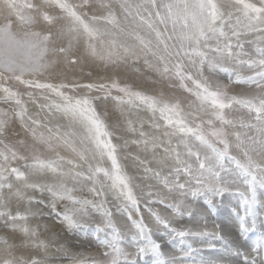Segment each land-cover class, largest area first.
<instances>
[{
  "label": "snow or ice",
  "instance_id": "obj_1",
  "mask_svg": "<svg viewBox=\"0 0 264 264\" xmlns=\"http://www.w3.org/2000/svg\"><path fill=\"white\" fill-rule=\"evenodd\" d=\"M0 3V100L15 105L11 113L0 109V137L8 135L10 121L17 118L33 141L30 155L0 141V221L13 230L18 228L32 247L44 249L42 257L16 255L17 245L0 237V264H49L54 259L47 253L50 244L39 240L36 229L17 223L26 221L27 213L14 211L4 195L7 191L31 204L34 197L29 190L49 194L46 207L66 231L87 235L91 230L98 242L101 251L87 259L80 258L84 253L68 255L61 244L57 251L65 253L63 258L69 264H147L142 257H148L151 264H264V232L243 250L234 246L221 225L213 221L210 229L204 213L187 202L189 195L223 196L239 183L245 186L240 193L243 214L236 212L239 233L247 238L264 216V0H110L99 6L92 0ZM96 7L103 12L93 13ZM257 33L261 35L253 42L254 50L246 52L242 37ZM85 58L126 66L142 60L161 78L175 80V86L194 99L185 110L179 99L133 90L119 79L87 84L52 80L50 73L61 59L76 65ZM245 71L251 74H243ZM219 72L228 73L230 83L252 85L259 91L230 95L228 85L211 79ZM11 81L31 89L26 93L30 100L36 99L38 90L46 101L41 109L66 117L68 125L31 116L24 94L10 86ZM78 89L103 96L70 94ZM98 99L114 101L124 115L125 131L137 136L125 145L132 143L152 153L151 160L133 159L156 182L147 187L157 190L142 193L145 207L159 204L171 213L162 215L148 208L153 226L140 211L133 178L119 163V146L97 111ZM236 108L247 111V122L229 118ZM141 109L149 114L147 119L133 118L132 110ZM146 125L151 131H144ZM252 130L255 134L249 135ZM16 144L27 147L24 140L18 139ZM37 144L50 152L61 145L70 147L87 164L86 172L80 170L83 164L77 159L66 160L58 153L55 158L43 156ZM233 149L238 155L232 154ZM105 157L111 161L110 168L89 163ZM18 161H24L23 168L15 166ZM69 181L73 185L90 183L89 191L96 199L83 198L75 186H68ZM106 188L120 201L117 211L127 214L130 234L121 231L102 199ZM172 194L175 198L167 202V195ZM62 202L67 203L61 208ZM207 202L212 204L211 199ZM213 210L214 206L205 211L211 214ZM94 214H99L98 222L92 220ZM184 216L196 227L175 226V218ZM163 237L174 247L178 240L182 255H167L160 242ZM190 239L209 248L220 242L222 258L204 257ZM126 244L134 246L135 252H127Z\"/></svg>",
  "mask_w": 264,
  "mask_h": 264
},
{
  "label": "rangeland",
  "instance_id": "obj_2",
  "mask_svg": "<svg viewBox=\"0 0 264 264\" xmlns=\"http://www.w3.org/2000/svg\"><path fill=\"white\" fill-rule=\"evenodd\" d=\"M34 2L39 3L40 0H34ZM73 3H79L80 0H71ZM94 4L99 6L101 3L110 2V0H92ZM115 3V0H111ZM136 2V0H132ZM256 2V0H253ZM3 8V3H0V9ZM95 14H101L103 9L96 7L92 10ZM91 14V13H90ZM42 30V29H36ZM261 34L257 33L255 35L249 34L242 37V42L245 44L244 50L246 52H252L254 50L255 44L253 42H258V38ZM136 68H139V71H135ZM207 75V73H205ZM243 74L250 75L251 73L245 71ZM51 78L54 82H76L79 84L87 83H98V82H108L112 79H119L121 84L129 85L133 90L143 91L149 95H155L157 97L163 96L165 99L173 100L179 99L180 102L185 107V110H188L189 103L194 99L192 95L176 87L175 80H167L161 78L158 74L148 69L141 60L135 65L129 64L126 65H112L100 62L98 60H92L85 58L81 63L76 65L68 64L63 59L60 60L56 68L50 73ZM214 82L220 84L228 85V90L230 95L238 96H248L254 95L259 90L252 85L246 84H235L230 83L229 74L224 72H219L211 77ZM234 79V77L232 78ZM10 86L15 87L21 93L24 94L25 104L28 108V112L34 118L39 117L45 122L51 120L53 123H59L63 126L68 125V120L66 117H63L59 113H54L49 115L47 109L42 110L40 105L46 103V101L41 97V94L38 90L35 91V100L28 99L26 93L27 91H32L31 89H26L23 85H19L15 81L10 82ZM191 86V85H190ZM72 95H83L90 94L95 97H102L103 93L92 91L88 93L87 89H78L76 92L70 93ZM116 93L114 92L113 95ZM15 108V105L12 103H7L0 100V109L6 110L9 113ZM97 111L101 114V117L105 120V123L108 125L109 131L114 132L113 142L119 146L117 156L119 163L122 169L133 178L134 192L137 197L140 199V211L145 217V221L151 224V216L148 212V208H153L156 211L161 212L162 215H170L169 211L164 209L163 205L148 203L145 207V198L142 195L143 192L149 190H157L155 188L149 189L148 184H155L154 180L148 179L145 173L142 170V167L137 163L133 158L139 156L141 160L145 158L151 160L152 153L144 152L142 147L137 146L132 143L125 145V141H131L137 139V136L134 134L128 133L125 131L124 126V115L121 114L120 108L117 107L114 101L111 99L103 100L98 99L96 102ZM128 109H125L127 112ZM133 111V118L139 116L143 119H147L148 113L143 109L138 112ZM229 118L233 120H249V114L246 110L241 108H236L230 112ZM204 119H208V116H205ZM119 126L120 131H116V128ZM76 130H79L78 126ZM240 131H248L247 129H237ZM144 131H151V129L146 125ZM249 135H254L255 131H249ZM122 137V139L116 138ZM24 140L27 147L16 144V141ZM0 141L9 145H16L17 150L20 151L22 155H30L31 147L33 141L31 134L21 126L20 121L17 118H13L9 123L8 135L6 137H0ZM175 143V140L173 141ZM2 147V145H0ZM36 149L45 157L55 158L56 153L60 156H64L66 160L77 159L75 153L71 151L70 147L61 145L57 147L55 152H50L43 145L37 144ZM233 155H238L235 149L232 150ZM77 163H82L84 171L86 172L87 164L79 161ZM89 163H99L102 167L110 168L111 161L106 157L103 160H90ZM24 161H18L15 166L23 168ZM156 167L155 163L151 165ZM80 169V170H82ZM67 170V166H65ZM107 184V181H104ZM69 187L75 186L78 190V194L86 199H96L94 193L89 191L92 187L90 183L84 181L81 184L73 185L71 181L68 182ZM107 191V192H106ZM109 191V192H108ZM245 191V186L243 184L233 185L231 190L223 196H211L206 199L204 194L193 198L190 195L187 197V202L195 209L201 210L202 213L206 216L208 220V227L211 229L213 227V221L216 224L221 225V228L225 230L229 236V239L234 241V246H239L243 250H247L248 244H250L252 239H255L260 233L264 232V216L260 217L257 222V228L254 232L250 233L246 238L239 233L237 226V217L236 212L243 214V200L240 195L241 192ZM29 195L34 197L31 204L28 203L27 199L17 200L15 197L8 193H4L5 198L9 201V206L14 211H19L21 213H27L28 219L26 221H18V224H26L31 229H36L38 232L39 240L46 241L50 244V247L47 249L49 256L54 259L49 261V264H69V261L65 258V253L62 251H57L61 244H63L67 251L68 255L74 253H84L85 255L80 257L81 259H87L91 255H96L101 251L98 242L96 241L94 235H92L91 230L88 234L81 233L79 231L69 232L59 223L58 219L54 214L49 212V209L46 207L48 200L50 199L48 193L41 192H31L29 190ZM106 194V195H105ZM175 198L174 194L167 195V202H172ZM264 199V196L261 197ZM106 201V205L109 209L112 210L113 219L121 231L126 234H130L131 222L128 220L127 214L124 212L117 211V207L120 204V201L117 200L114 194L105 189L104 195L102 197ZM208 199H211L212 204L207 202ZM36 200H43V204H37ZM67 202H62L59 206L62 208ZM211 214H208L205 210L213 208ZM133 217H137L135 211H133ZM99 214H94L92 220L99 221ZM176 225L178 228L183 227H196L189 222L187 216L176 217ZM0 237H5L9 240L10 243L17 245L15 249L16 255H23L25 257L30 256H43L44 249H38L31 246L29 243V238L26 237L18 228L13 230L10 226L5 225L3 221H0ZM162 250L167 255L180 256L182 255L179 251V241L177 240L176 246H173V243L168 239V237L161 238ZM189 243L193 244L194 248L201 249V254L204 257L218 259L222 258V244L220 242H215V248H209L206 243L197 241L195 239H190ZM126 251L129 253H134V246L125 245ZM142 261H147V264H151V261L148 257H142Z\"/></svg>",
  "mask_w": 264,
  "mask_h": 264
},
{
  "label": "bare ground",
  "instance_id": "obj_3",
  "mask_svg": "<svg viewBox=\"0 0 264 264\" xmlns=\"http://www.w3.org/2000/svg\"><path fill=\"white\" fill-rule=\"evenodd\" d=\"M82 170H84V169H82ZM107 192V191H106ZM109 192V191H108ZM106 195V194H105ZM18 223V222H17Z\"/></svg>",
  "mask_w": 264,
  "mask_h": 264
}]
</instances>
